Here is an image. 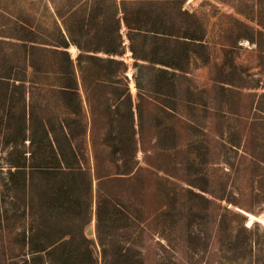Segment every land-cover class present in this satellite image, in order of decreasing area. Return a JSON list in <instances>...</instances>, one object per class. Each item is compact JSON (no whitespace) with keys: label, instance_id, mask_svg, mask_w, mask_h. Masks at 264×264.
Wrapping results in <instances>:
<instances>
[{"label":"rangeland","instance_id":"374dc122","mask_svg":"<svg viewBox=\"0 0 264 264\" xmlns=\"http://www.w3.org/2000/svg\"><path fill=\"white\" fill-rule=\"evenodd\" d=\"M54 1L0 0V40L7 41L0 47V74L11 76L21 66L18 45L8 41L58 40L56 9L68 12L70 2ZM148 1L150 12L166 18L164 25L175 23L177 35L204 33L208 45L161 44L157 57L177 61L187 72L157 73V67H169L143 61L142 68L134 66L124 27L126 52L119 58L128 65L123 76L134 115L108 88L94 95L93 124L82 93L87 133L74 144L86 176L77 172L75 180L65 170L60 173L67 177L41 167L58 164L45 129L27 130L23 139V89L0 79V264H58L54 256H36L31 249L56 240L53 224L63 221L78 226L66 228L76 234L88 221L84 236L93 260L82 263L104 264L96 232L98 158L102 174L126 177L102 188L107 209L118 215L106 223L115 228L118 247L134 257L131 264H264V0ZM173 50L182 57L172 60ZM70 53L76 58L78 50L72 46ZM29 80L26 104L35 102L41 117L75 119L45 86ZM118 130L122 136L114 142ZM61 186L66 198L58 193ZM41 196L54 201L40 204Z\"/></svg>","mask_w":264,"mask_h":264},{"label":"trees","instance_id":"16d2710c","mask_svg":"<svg viewBox=\"0 0 264 264\" xmlns=\"http://www.w3.org/2000/svg\"><path fill=\"white\" fill-rule=\"evenodd\" d=\"M133 1L136 0H69L68 12L63 11L59 7L56 9L55 32L58 40L55 43H50V40L41 38L34 40L18 39L20 40L19 44L8 41L14 46L18 45L20 51L17 57L21 66L11 76L8 75L9 73L0 74V79L4 82L19 84L20 88L23 89L22 97L19 100H23L25 106L20 113L21 119L18 120V124L23 126V139L26 137L27 130L28 132H33L37 126L41 125L45 129V135L52 148L53 157L57 156L55 160L59 164H57L58 166L41 167H47L51 169L50 171L59 170L58 173L62 172L61 170H65L69 172V178L75 180L77 179V172L87 175L85 170L77 166L81 163V160L74 144L76 139L87 133L86 126L84 128L81 124V114H83L84 107L82 93L85 96L93 124L95 123L93 118L95 113L94 95L108 88L112 89L115 101L118 104L126 105L131 117L134 115L133 96L129 88V81L127 77L123 76L128 70V65L119 58L126 52L123 34L124 27L130 41L129 49L135 59L134 66L142 68L143 64L140 65L138 61H145L155 67L158 65L169 67L166 69L157 67L159 68L156 70L157 73H165L169 69L174 72L176 70H185V67H182L177 61L171 63L166 61L165 63L157 57L161 44L169 43L176 47L177 40H184L204 47L208 45L204 33L200 35L185 34L183 37L177 35L175 29H178V27L173 21H170L167 25L171 27L168 28L164 25L166 18H163L162 14L149 11L150 3L148 0H139L138 3L134 4L132 3ZM53 2L55 1L53 0ZM136 40L141 42L139 48L136 47ZM6 43V40H0V47ZM148 45L151 48L150 54L148 53L149 51H146V46ZM257 45L259 44L257 43ZM72 46L78 50L76 58H73L70 53ZM168 47H166L167 52L173 48L170 45ZM173 52L171 55L172 60L182 57L178 55L176 50H173ZM49 60H51V63H49ZM4 67H6V64H4ZM48 67L53 69L52 73L55 75H51L50 71L48 72ZM28 69H32V74L29 76L27 73ZM44 77H52L54 80L49 82L50 79H43ZM29 78L33 79L32 83L41 84L42 87L45 86L46 94L58 99L64 110L68 109L73 113L75 119L70 122L54 113L50 114L46 119L37 112L36 107L38 105L35 102L30 101L29 103L28 101L26 104V94L29 95L30 93L26 92L25 85L30 81ZM47 80L48 82H46ZM110 108L113 107L109 105L108 109ZM138 108H141V104L138 105ZM10 116L11 114L6 113L3 118L8 120ZM110 133L113 134V131ZM114 134V142H116L121 138L122 130H118ZM119 143H115V145L120 147ZM66 157H69V159ZM63 164L65 166H62ZM99 164L98 158L95 168L96 178L99 181L96 232L99 243L104 247L102 250L103 261L104 264H108L109 260L114 261L112 264H131L134 257H131L128 250L124 247H118L117 239L113 235L115 228L106 223L108 218L112 220L113 216L117 217L118 215L113 213L114 211L112 214L110 209H107L105 204L107 195L102 188L106 182L123 181L126 177L113 175L110 172L109 174H102ZM20 170H24V166ZM64 174L62 175L67 177ZM28 179L34 184V178ZM28 179L25 180L26 183ZM39 184L42 186L41 181ZM58 193L62 198H66V187L61 186ZM53 201V197L48 199V197L41 196L38 202L49 205ZM32 202H36L34 198H32ZM87 223L88 221L81 224L82 234H76L72 229H66L68 226L71 228L78 227H75L71 221L68 224L65 221L53 224L54 234L57 235L56 240L44 246L35 247L32 245V253L38 256L45 252L50 256H54L58 264H61V261H65L63 264H83V261L93 260V251L88 249V238L84 236V227H86ZM105 230H109L112 234L106 233ZM35 233L37 234L36 231ZM35 233H32V235ZM32 235H30L29 241ZM138 235L140 234L138 233ZM30 243L32 242L30 241ZM79 244L84 245V249H81ZM59 253L60 258H55Z\"/></svg>","mask_w":264,"mask_h":264},{"label":"crops","instance_id":"0c3cea01","mask_svg":"<svg viewBox=\"0 0 264 264\" xmlns=\"http://www.w3.org/2000/svg\"><path fill=\"white\" fill-rule=\"evenodd\" d=\"M197 60H200V59L197 58ZM143 63H144V64H148V62H145V61H144ZM203 64H204V62H203ZM182 67H184V66L182 65ZM177 71H181V70H176V72H177ZM181 72H182V73L187 72V71H186V67H185V70H184V71H181Z\"/></svg>","mask_w":264,"mask_h":264},{"label":"water","instance_id":"95a60500","mask_svg":"<svg viewBox=\"0 0 264 264\" xmlns=\"http://www.w3.org/2000/svg\"><path fill=\"white\" fill-rule=\"evenodd\" d=\"M88 233H89V234H91V233H92V231H91V230H89V231H88Z\"/></svg>","mask_w":264,"mask_h":264}]
</instances>
